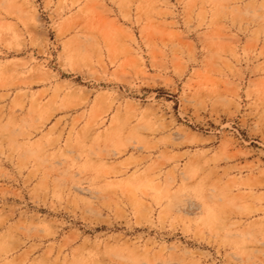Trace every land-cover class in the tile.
I'll return each mask as SVG.
<instances>
[{
  "label": "rangeland",
  "instance_id": "1",
  "mask_svg": "<svg viewBox=\"0 0 264 264\" xmlns=\"http://www.w3.org/2000/svg\"><path fill=\"white\" fill-rule=\"evenodd\" d=\"M259 3L0 0L7 261L264 262V22L239 7Z\"/></svg>",
  "mask_w": 264,
  "mask_h": 264
},
{
  "label": "clouds",
  "instance_id": "2",
  "mask_svg": "<svg viewBox=\"0 0 264 264\" xmlns=\"http://www.w3.org/2000/svg\"><path fill=\"white\" fill-rule=\"evenodd\" d=\"M239 7L241 9V16L251 17L252 19H258L264 22V0H260V3L256 6L244 4L243 7H241V5H239ZM196 191H199L202 197L212 198L220 204L225 203V197L223 195L218 196L214 187L205 190L197 189ZM184 195L186 197L189 196L188 193H184ZM217 227L224 234L226 242L234 246L233 250L239 253H241L240 249L242 247L254 241V237L252 236L253 231L250 229L235 230L238 228L235 224H225L222 226L218 224ZM232 237H235V239ZM16 239L17 237L14 235L11 228L6 232L0 233V264H28V262L24 260H6V257L13 256L17 251L14 247ZM104 254L110 257V259L106 261V264H151V262L144 257L142 252L134 247L111 249ZM69 264H96V261L94 259H87V254H85L81 258L69 262ZM262 264H264V262H262Z\"/></svg>",
  "mask_w": 264,
  "mask_h": 264
},
{
  "label": "snow or ice",
  "instance_id": "3",
  "mask_svg": "<svg viewBox=\"0 0 264 264\" xmlns=\"http://www.w3.org/2000/svg\"><path fill=\"white\" fill-rule=\"evenodd\" d=\"M190 60L194 59V57H189ZM180 139H182V137H180ZM95 198V197H93ZM234 264H241V262L237 261V262H234Z\"/></svg>",
  "mask_w": 264,
  "mask_h": 264
}]
</instances>
